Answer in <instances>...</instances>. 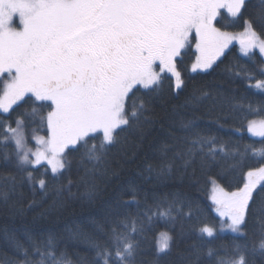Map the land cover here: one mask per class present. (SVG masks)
<instances>
[{
    "label": "snow or ice",
    "instance_id": "snow-or-ice-1",
    "mask_svg": "<svg viewBox=\"0 0 264 264\" xmlns=\"http://www.w3.org/2000/svg\"><path fill=\"white\" fill-rule=\"evenodd\" d=\"M250 5L251 0H0V167L14 169L0 174V201L7 203L28 186L42 200L55 196V210L75 186L83 187L92 202L96 180L106 175L113 149H122L129 137L142 143L149 134L151 105L165 79L176 94L186 87L180 70L185 57L194 56L192 72H208L238 40L244 57L252 61L258 49L264 58V0L252 11ZM237 26L242 31L229 30ZM232 75L255 81L247 87L264 92V67L238 66ZM25 104L29 109L13 119ZM226 105L229 114L248 111L261 117L247 120L246 127L261 138L259 147L248 144L241 150L239 144L223 142L201 131L193 117L181 120L160 145L159 165L146 168L147 178L155 172L162 181L173 171L186 174L197 161L202 171L218 158L232 161L230 178L223 172L207 178L221 227L192 225L202 243L178 251L177 264L264 261V106L249 103L245 109L243 102L200 90L181 107L197 111L206 106L209 115L219 110V121L226 119ZM70 153L79 154L77 177H67L65 184L62 178L73 167ZM218 178L228 180V187ZM147 200L146 195L143 211L134 191L132 200L117 202V209L109 211L111 221L97 228L99 239L86 237L94 254L90 264H144L140 257L145 255L146 233L157 221L173 226L180 221L183 235V222L200 211L179 192L154 196L151 204ZM133 205L135 213L118 211ZM218 232L235 238L218 247L203 242L204 237L217 238ZM9 240L20 254L17 264H73L66 252L57 253L52 236L39 243L28 237V247L14 236ZM173 244L168 231L160 232L156 257L170 256Z\"/></svg>",
    "mask_w": 264,
    "mask_h": 264
},
{
    "label": "trees",
    "instance_id": "trees-1",
    "mask_svg": "<svg viewBox=\"0 0 264 264\" xmlns=\"http://www.w3.org/2000/svg\"><path fill=\"white\" fill-rule=\"evenodd\" d=\"M258 5L259 0H251L249 10L252 11L253 6L258 7ZM229 30L242 29L237 26ZM239 49V44H231L226 55L221 57L213 69L208 72H192L191 64L194 56L190 53L185 57L180 65V70L185 78L186 87L182 92L176 94L169 87L170 81L165 79L163 91L154 97L151 105L154 123L147 129L149 134L142 143L136 137H129L128 143L122 149H113L108 157L106 175L98 177L96 180L97 196L92 202L84 197L85 189L83 187L77 189L75 186L72 188L73 195L65 192L61 198L62 203L58 204L55 210L52 208L54 200L57 199L55 196L50 195L42 200L41 194L37 192L34 195L28 186L19 188L17 194L7 203L0 201V264H17L21 258L9 240V237L12 236L25 247H28V237H32L39 243L52 236L57 244V253L66 252L73 264H90L94 254L90 251L86 237L99 239L98 226L106 227L112 219L109 211L117 209L118 201L132 200L133 191L136 194V199L141 203L140 211H143L146 195L147 203L151 204L154 196L159 198L165 194L176 192L191 200L200 210L198 216L193 220L183 222L185 229L183 235H181L180 221H177L175 226L157 221L151 231L146 233L145 255L140 257L144 264H177L178 251L193 244L202 243L198 233L191 231L192 225H200L201 222H204L219 229L222 219L216 213L210 199L211 184L207 182V178L209 175L217 176L221 172L230 178L229 166L232 163L230 159L218 158L217 163L203 171L200 162L197 161L186 174L173 171L169 177L162 181L155 179V172L151 179L147 178L146 168L148 164L159 165L161 157L158 149L160 145L169 140V133L178 127L181 120L186 121L193 117L197 118L201 131L214 135L223 142L239 144L241 150L248 144L260 146L261 138L253 137L246 130L247 120L261 118L255 113L243 111L229 114L230 110L226 105L223 111V116L226 119L221 118L217 121L216 117L220 115L219 110L209 115L206 106H201L197 111L181 107L187 98L194 93L199 94L200 90L208 91L214 96L220 95L234 103L243 102L245 109L249 103L253 108L264 106V92L247 87L248 83L255 81L247 82L232 75V71L238 70V66L249 69L264 67V58L260 56L258 50H254L255 55L250 61L248 57H244L240 53ZM142 92L143 90H141ZM27 109H29L28 104L17 108L16 112L12 114V118L15 119L17 113ZM237 128L240 131H236ZM38 134L44 135V131L40 130ZM30 144L35 146L34 141L30 140ZM78 157V153L69 154L68 159L73 161V167L66 177L62 178L63 183H67L69 176L76 180ZM251 162V160L248 161V163ZM193 168L195 175H193ZM11 171L14 169L0 167V174H7ZM218 183L228 187L226 179L218 178ZM33 200L37 203L29 207ZM137 210L135 205L129 208L121 206L118 209L121 213H135ZM164 231H168L174 238L173 251L170 256H161L158 259L154 252L155 238ZM76 233L84 235L76 236ZM249 235H252L251 224L249 225ZM234 238L235 234L230 232H218L217 238L204 237L203 242H206L207 246L218 247ZM257 264H264V261L258 259Z\"/></svg>",
    "mask_w": 264,
    "mask_h": 264
},
{
    "label": "rangeland",
    "instance_id": "rangeland-1",
    "mask_svg": "<svg viewBox=\"0 0 264 264\" xmlns=\"http://www.w3.org/2000/svg\"><path fill=\"white\" fill-rule=\"evenodd\" d=\"M231 31V30H230ZM239 31H242V30H235V31H233V32H239ZM235 43H237V44H239V41L238 40H235V41H233V43L232 44H235ZM258 50V49H257ZM250 134V133H249ZM222 219V218H221ZM222 223H223V220H222Z\"/></svg>",
    "mask_w": 264,
    "mask_h": 264
}]
</instances>
